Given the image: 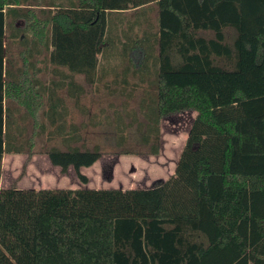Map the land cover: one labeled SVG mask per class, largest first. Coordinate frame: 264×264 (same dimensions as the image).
Masks as SVG:
<instances>
[{"label":"trees","instance_id":"trees-1","mask_svg":"<svg viewBox=\"0 0 264 264\" xmlns=\"http://www.w3.org/2000/svg\"><path fill=\"white\" fill-rule=\"evenodd\" d=\"M8 17L92 80L122 53L126 74L152 69L153 153L163 118H194L175 174L152 187L0 189V264H264V0H0V157L3 98L42 108L24 76L4 80ZM61 138L51 163L87 184L102 149Z\"/></svg>","mask_w":264,"mask_h":264},{"label":"rangeland","instance_id":"rangeland-1","mask_svg":"<svg viewBox=\"0 0 264 264\" xmlns=\"http://www.w3.org/2000/svg\"><path fill=\"white\" fill-rule=\"evenodd\" d=\"M151 8V14L156 17V12ZM201 34L207 37L214 35L210 31ZM235 35L232 29L226 31L229 42L234 40ZM111 57L118 59L115 64H120L109 65L111 68L97 75L95 80L86 75H78L79 80L88 88L85 100L89 109L88 132L84 135L83 144L88 148L98 145L103 152L93 166L81 170L88 177V183L80 181L73 167L62 171L49 164L45 157H39L35 164H31L37 165V170L33 169L29 173L27 162L24 165L16 161L17 167L13 166L5 172L6 185L35 189H136L152 187L158 181L167 180L175 174L194 113L163 118L160 121L159 150L153 153L152 143L144 141V134L149 133L152 116L156 113L157 93L151 84L153 71H141L142 77L140 73L133 76L134 69L131 68L132 74L128 72V75L124 69L128 63L126 55L122 53ZM127 76L129 83L123 81ZM78 117V113H73L77 122ZM61 139L58 138L57 146H61ZM39 176L43 179L40 180Z\"/></svg>","mask_w":264,"mask_h":264},{"label":"crops","instance_id":"crops-1","mask_svg":"<svg viewBox=\"0 0 264 264\" xmlns=\"http://www.w3.org/2000/svg\"><path fill=\"white\" fill-rule=\"evenodd\" d=\"M42 7H37L41 16L44 15L41 12ZM7 23L9 38H5L4 80L7 78V68L11 69L17 78L21 79L24 76L26 83L32 86L34 96L39 99L42 108L38 116L33 118L23 106L6 97L3 98L1 102L3 106L1 135L3 153L0 157V189L9 187L4 181L5 172L13 166L17 167L16 161H21L24 165L27 162L28 173L33 169L37 170V165L31 166V164H35L39 157H45L49 164L59 167L51 163L46 153L47 147L52 144L57 146L59 137L69 136L77 137L74 146H82L84 135L88 132L89 120V109L85 101L88 88L78 76L84 74L73 73L68 67L59 66L53 62L50 41L46 42L38 38L34 40L33 36L24 33V19L16 20L8 17ZM10 23L16 25V32L13 33ZM59 96L62 97V102H59ZM24 102L30 103L32 100L30 101L27 96ZM75 111L79 114L78 122L73 118V113L77 115ZM61 115L66 120V123L62 125L60 124ZM32 136L36 137V140L32 141ZM87 168L89 167H82L81 170ZM34 175L36 176L35 172ZM39 179L43 178L39 176ZM49 182L52 183L51 179Z\"/></svg>","mask_w":264,"mask_h":264}]
</instances>
